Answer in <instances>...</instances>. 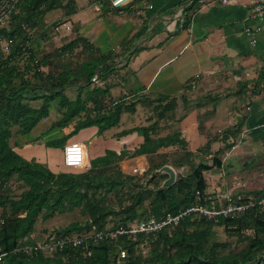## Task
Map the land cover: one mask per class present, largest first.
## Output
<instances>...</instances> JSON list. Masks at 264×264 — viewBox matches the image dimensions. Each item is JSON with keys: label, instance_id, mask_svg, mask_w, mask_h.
<instances>
[{"label": "trees", "instance_id": "16d2710c", "mask_svg": "<svg viewBox=\"0 0 264 264\" xmlns=\"http://www.w3.org/2000/svg\"><path fill=\"white\" fill-rule=\"evenodd\" d=\"M5 1L9 0H0V6ZM97 1H101L102 11L113 8L109 0H93L92 3ZM138 2L133 0L122 7L121 12H132ZM85 5L86 0L85 4L82 0H18L6 24L0 25V253L8 252L0 264H257L264 258V218L256 208L215 219L191 213L158 232L122 235L117 239L93 243L90 255L82 248L66 249L52 255L13 252L20 242H33L47 233L84 234L93 229L128 226L140 219H161L167 213L177 215L196 204L197 199L200 204L208 206L213 199H217L209 191L210 183L205 173L221 168L222 159L218 153L220 150L214 152L213 148L210 149L209 138L206 155L213 154L212 163L209 160L201 161L188 175H178L170 187L162 186L167 174L156 173L153 177L160 178V181L152 186V179L145 182L137 175L124 172L120 162L129 155L125 150L120 153L107 151L104 156L92 160L91 167L86 171L56 173L46 164L27 160L13 149L11 141L14 135L22 138L29 134L55 108L60 117L51 123L48 130L65 128L74 123L73 132L97 126L99 132L103 133L117 126L123 113H134L137 104L142 101L143 106L151 108V124L137 126L123 133L138 131L145 140L161 129V121L174 117L178 105L176 97L144 96L135 101L114 98L110 92L112 84L108 80L114 72L115 63L109 53L92 54L89 60L77 67H65L60 74L42 71L52 61L47 57H39L34 51L32 30L43 22L44 17L48 18L49 14L56 11H62L67 23ZM4 40L10 42V52L3 50ZM81 41L85 42L84 49H94L92 43L78 37L63 45L58 52H71ZM24 56H27L26 61ZM30 74L42 81L32 82L28 77ZM101 81L107 85L91 87ZM249 82L247 80L240 84L237 93H247ZM68 87L77 88L75 99L65 94ZM254 87L264 89V69ZM246 97L240 98L242 104L247 102ZM182 98L186 108L188 101L185 96ZM207 98L210 100L212 97ZM107 100H110L108 104ZM32 101L39 103L33 105ZM200 124L201 130H204V123ZM233 126L242 128L239 123ZM230 128L221 135L223 140L220 143L233 140L234 136L227 134ZM70 132L64 136V140L69 138ZM62 140H52L47 145H58ZM161 148L169 150L160 153L158 151ZM201 149L189 150L181 132L175 131L168 140L152 147H140L134 154L151 153L149 158L160 155L165 159L166 155L162 154L169 157L168 152L171 151L179 154L175 164L182 166L194 162L196 158L204 159ZM166 163L168 161L164 160L153 170ZM151 171L149 167L146 172L149 174ZM11 179L22 182L24 188L20 194L12 195L9 192ZM234 193H239L244 199L253 195L248 192ZM110 194L117 198L119 209L110 202ZM263 194L264 191L257 196ZM124 200H128L127 205ZM217 204H220L218 200ZM72 212H79L80 217L62 229L60 226L54 227L58 225V220ZM113 216L118 218L117 223L107 226L109 217ZM215 224L224 226L229 235L242 236V240L248 242L245 248L223 254L229 243L213 239ZM247 230H252L253 234L244 235ZM141 245L149 247L146 256L138 251ZM122 251L125 256L121 255Z\"/></svg>", "mask_w": 264, "mask_h": 264}, {"label": "crops", "instance_id": "0c3cea01", "mask_svg": "<svg viewBox=\"0 0 264 264\" xmlns=\"http://www.w3.org/2000/svg\"><path fill=\"white\" fill-rule=\"evenodd\" d=\"M149 1L154 5L148 10V17L154 18V31L141 39L142 45L135 52L128 51V54H131L125 62L127 66L123 69L124 73L121 78H117V83L111 82L110 92L114 98L121 97L128 101H135L144 96L168 99L176 97L178 105L174 117L161 121L159 123L161 129L153 133L149 140H145L138 131L123 133L137 126L151 124L149 120L152 116L151 108L143 106V102L140 101L134 113L122 114L117 126L103 133L99 132L97 126L83 128L73 137L65 139L66 142L62 145L61 142L58 145H47V142L64 140V136L69 134L70 130L64 134H61L58 128L48 130L47 125H41L44 123L43 119L33 128L32 133L20 137L21 139L14 135L11 141L13 149L27 160L46 164L56 173L67 171L64 165V147L71 141L85 145L90 164L92 160L104 156L109 150L118 153L125 150L129 155L120 162L121 169L129 174H144L150 167L151 153L134 154L136 149L152 147L166 141L175 131L181 132L191 151H197L209 138L213 124L210 122L215 121L217 112L210 116L207 114L202 116L208 118L203 124L205 129L201 130V124L198 122L199 112H196L198 109L190 110L181 118L178 116L181 103H184L182 97L185 96L189 103L188 97L192 94V89L196 88L194 91L201 89L199 91L204 92L232 86L235 104L240 105L243 102L240 98L244 96H247L246 103L249 104L248 113L236 108L234 125L242 124L241 133L248 131L249 140L238 147L237 154L243 151L244 153L239 155V160L234 165L232 188L238 192L264 190V187L249 185V182L254 180L253 177L259 173L258 163L252 160L264 159L263 146L260 147V144H264V89L254 87L264 69V18L261 19L253 11L251 0H230L229 3L212 0L206 5H200L195 2L196 0ZM82 3L85 4V1L82 0ZM118 9L112 10L119 14L127 13ZM88 11L85 5L71 18L83 20L87 17ZM115 18L122 22L120 16ZM247 27L260 28L255 35L257 38L255 44L252 42L253 38L246 32ZM247 80L250 81L248 85L250 89L247 93L238 94L240 84ZM200 105L203 107L204 103L201 102ZM141 108L146 111H141ZM177 119L180 123H176ZM30 134H33V137ZM167 150L169 148H161L158 152ZM232 154L234 157L235 153ZM212 155L210 153L206 158ZM222 169L214 168L207 172V175L221 174ZM224 189L229 190L226 185Z\"/></svg>", "mask_w": 264, "mask_h": 264}, {"label": "rangeland", "instance_id": "374dc122", "mask_svg": "<svg viewBox=\"0 0 264 264\" xmlns=\"http://www.w3.org/2000/svg\"><path fill=\"white\" fill-rule=\"evenodd\" d=\"M85 1V0H84ZM87 1V7H88V14L85 19H79V20H73L72 18L69 19L67 23L64 17V14L62 11H56L52 14H49L48 18L44 17V20L42 23H40L39 26L34 28L32 30V36H33V47L34 51L37 52L39 57H47L50 58L52 61V64L43 67L42 71L45 73H48L49 71H52L56 74H60L65 67H77L80 65L81 62L89 60V57H91L92 54L98 53H109L112 57L111 60L115 63V69L112 75L110 76V79L108 80V83L112 84L111 82L117 83V78H121V75L124 73V67L127 66L125 63L127 61L128 55H130L134 50L141 47L143 40L141 39L146 36L147 34H150L154 31V18L148 17V12L146 11L143 15H137L135 14V9L130 12L127 11L125 14H119L116 11L112 9H116V7H113L112 9L106 8L104 11L102 9L97 10L96 3L92 1L93 0H86ZM141 1V0H140ZM139 1V2H140ZM143 2L150 3L149 0H143ZM139 4V3H138ZM121 9V8H119ZM116 16H120L121 21L119 22ZM123 16V17H121ZM148 17V18H146ZM113 19V20H112ZM83 21V22H81ZM134 33V34H132ZM83 37L87 40V42L92 43L94 45V49L86 50L84 49V41H81V43L74 48L71 52L66 53H59L60 48L67 44L68 42L72 41L75 38ZM10 52V49L8 50ZM7 51V52H8ZM59 51V52H58ZM128 51L131 53L128 54ZM23 59L26 61L27 56H24ZM123 71V72H122ZM122 72V73H121ZM32 74H30L28 77L32 82H37L38 80L36 78L31 77ZM42 81V80H39ZM99 87H105L107 83L101 81L98 84H92L91 87L95 86ZM196 89V88H195ZM195 89H192V94L188 97L190 98L189 103L186 105V110L184 103H181V108L178 111V116L183 117L187 112L190 110H196V112H199V123H205L206 119L202 118V116H210V114H218L216 116L215 121H212L210 123L212 124V129L209 132V143H210V149L213 148L214 152H218L220 150V155L222 159V171L221 174L214 175L215 173H212V175H207V172L205 173V176L209 179L211 190L210 192L213 193L212 195L217 198L218 195L222 194H230L235 195V191L232 187L234 184V173L233 168L234 165L239 160V155H242L244 153L241 152L237 154L238 147L243 145L245 142L248 143V136L249 132L247 131L245 140L243 143L235 148H233L234 144L237 142V140L240 137L241 129H236L233 125L235 123V117L237 116V109L244 110V113H248L249 110L247 107L249 104L247 103H241L240 105L234 102V89L232 86H226V87H219L214 88L210 90H206L204 92L199 91L201 89H197V91H194ZM77 88L76 87H68L65 90V94L70 99H75L77 96ZM212 97L210 100L206 97ZM110 100H107V104ZM204 103L203 107L200 105V103ZM33 105H37L39 101H32ZM199 104V105H197ZM201 107V108H200ZM141 111H146V109H142ZM60 117L57 114V109L55 108L50 116L44 120V123L41 125L46 127H50L51 123ZM179 118V119H180ZM218 118L220 120H218ZM179 119L176 120V123H180ZM202 119V120H200ZM74 123H70L65 128H61V134H64L66 131H71L69 137H73L78 132H73V126ZM227 127H231L230 131L227 132V134L233 135V140H229L226 143H220L219 141L223 140V137L221 135L225 134V130ZM14 131H16V127H14ZM32 133V132H31ZM67 135V134H66ZM264 135V134H263ZM31 137H33V134H30ZM216 139V140H215ZM208 141V140H207ZM206 141V142H207ZM212 141L216 143H212ZM66 140H63L61 142V145L64 144ZM206 142L201 146L202 147V153L201 155L203 157H207L206 153L209 151L207 150L208 146L206 145ZM263 150H264V144H260ZM248 146V145H247ZM258 147V146H257ZM189 149V147H188ZM246 149V148H245ZM244 149V150H245ZM212 151V152H213ZM229 152V153H228ZM232 152L235 153V156L233 157ZM170 153L169 157L167 154L165 159H162L160 155L151 156L150 158V169H152L149 174L145 172V175L143 174H134L137 175L138 178H140L141 181L147 182L149 179H152V186L155 185L160 181V178L153 177L157 171L160 168H156L157 170H153V168L157 165H159L164 160H167L168 165L172 166L176 172H177V178L178 175H188L192 172L194 166L198 165L201 161H210L212 163L211 157L207 160L196 158L193 159L194 162L192 163H186L185 165H176L175 160H177L178 155L173 152ZM229 155H228V154ZM227 154V155H226ZM197 155H200L199 153ZM246 155V154H245ZM225 156V158H224ZM252 162L258 163V174L253 177L254 180L252 182H249V185L256 186V187H264V159L257 158L256 160H252ZM164 164V165H166ZM217 169V168H215ZM67 171H77L80 172V170L76 169H67ZM210 171H208L209 173ZM165 175V174H162ZM153 177V178H152ZM164 182V181H163ZM163 184V183H162ZM229 184V186H228ZM10 193L12 195H18L23 191V184L22 182L17 181L16 179H11L10 181ZM224 185H226L227 189L229 190H223ZM262 191V192H261ZM264 190H250L247 191L248 193H252L251 197H255L258 194L263 193ZM242 192V193H247ZM257 192V193H255ZM237 195H240L237 193ZM250 195V194H248ZM110 202H113L114 205L119 209L118 207V200L113 194L109 195ZM124 204H128V200H124ZM10 211V210H9ZM12 212V209H11ZM80 217L79 212H72L68 213L67 215L63 216L60 220H58V225L54 226L57 228V226H60L61 229L64 228V226L68 225L70 222L78 219ZM118 218L116 217H109L107 226H112L117 223ZM214 234L213 239L219 242H228L229 246L227 249L223 250V254H230L233 252H239L245 248L247 245L246 240H242V236L239 235H229L227 231L225 230L224 226L215 224L213 227ZM252 230H247L244 232V235H252ZM144 256H146L149 252V247L147 245H141L138 249ZM122 257V256H121ZM257 264H264V258L259 260Z\"/></svg>", "mask_w": 264, "mask_h": 264}, {"label": "built area", "instance_id": "2783aa9c", "mask_svg": "<svg viewBox=\"0 0 264 264\" xmlns=\"http://www.w3.org/2000/svg\"><path fill=\"white\" fill-rule=\"evenodd\" d=\"M18 0L5 1V4L0 6V25H4L7 22L10 12L13 10L16 2ZM132 0H109L110 5L116 8H122L131 3ZM212 0H196L200 5L210 4ZM221 3H229L230 0H218ZM253 6V11L264 18V1L263 0H251ZM97 10L101 9V1L95 2ZM139 3V4H138ZM135 9V14L143 15L146 11L153 8V3L143 2L141 0L138 2ZM260 28L253 29L247 27L246 32L253 39L252 42L255 44L257 41L256 33ZM2 48L4 51L10 49V42L3 41ZM247 131H243L234 144L233 148L241 145L246 138ZM229 153V152H228ZM227 153V154H228ZM226 154V155H227ZM229 155V154H228ZM225 158V156H224ZM64 165L67 169L76 170H88L91 167L89 159L87 160L86 147L83 143L77 141H71L67 143L64 147ZM217 200L220 204H217ZM250 208L258 209L264 218V194L260 196L250 197L249 199H244L242 195H230L228 193L220 194L217 196L216 200H212L211 205L200 204L198 199L196 204H193L184 211H181L177 215L167 213L163 218H149L140 219L130 223L128 226L118 225L116 227H105L104 229H93L92 231L84 234H63V233H47L42 238H37L33 242H20L14 249V253H26L35 254L43 253L47 255H52L58 251H64L66 249H84L86 254L90 255L91 245L98 241L105 239H117L122 235H132L136 236L140 233H151L158 232L166 227L176 224L186 215L191 213H198L210 219H215L218 217H229L234 216L238 212H244ZM2 221V220H0ZM7 251L0 253V260L7 255ZM122 256H125V252H121Z\"/></svg>", "mask_w": 264, "mask_h": 264}, {"label": "water", "instance_id": "95a60500", "mask_svg": "<svg viewBox=\"0 0 264 264\" xmlns=\"http://www.w3.org/2000/svg\"><path fill=\"white\" fill-rule=\"evenodd\" d=\"M157 172L159 174H167L168 175V177L164 180V182L162 184L163 187H170L177 180V172H176V170L172 166H170L168 164L163 165Z\"/></svg>", "mask_w": 264, "mask_h": 264}]
</instances>
